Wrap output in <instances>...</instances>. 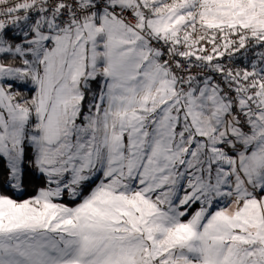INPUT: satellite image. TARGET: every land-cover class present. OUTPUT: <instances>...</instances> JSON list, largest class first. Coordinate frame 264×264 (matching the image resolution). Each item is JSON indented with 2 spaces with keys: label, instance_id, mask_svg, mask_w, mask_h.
Here are the masks:
<instances>
[{
  "label": "snow or ice",
  "instance_id": "obj_1",
  "mask_svg": "<svg viewBox=\"0 0 264 264\" xmlns=\"http://www.w3.org/2000/svg\"><path fill=\"white\" fill-rule=\"evenodd\" d=\"M26 166L0 264H264V0H0L4 187Z\"/></svg>",
  "mask_w": 264,
  "mask_h": 264
},
{
  "label": "trees",
  "instance_id": "obj_2",
  "mask_svg": "<svg viewBox=\"0 0 264 264\" xmlns=\"http://www.w3.org/2000/svg\"><path fill=\"white\" fill-rule=\"evenodd\" d=\"M45 186L44 178L29 168L25 169L23 180L24 193L21 196L16 195L11 189L4 187V181L0 180V191L5 192L7 195L17 200H25L34 197L37 194V190Z\"/></svg>",
  "mask_w": 264,
  "mask_h": 264
},
{
  "label": "rangeland",
  "instance_id": "obj_3",
  "mask_svg": "<svg viewBox=\"0 0 264 264\" xmlns=\"http://www.w3.org/2000/svg\"><path fill=\"white\" fill-rule=\"evenodd\" d=\"M241 52H243V50H241ZM236 57H238L240 60H236L235 66L236 67H244L248 63V60L252 59V54L248 55V53H247V59L244 56H242L241 53H236ZM226 59H227V57H225V61H226ZM12 83H13V88H12L13 91H19L22 94H25L26 96H28L29 98L33 95V89L31 88L30 83H28V84L16 83V82H12ZM26 168H29V167L26 166ZM29 169L35 171L34 168H29ZM12 191L16 195L21 196L24 193V188H23V191L20 192V193H17L15 190H12ZM86 192H87V190H86ZM63 202L66 203V204L72 205V206H74L75 203H76V201L71 200L67 196L64 197V201Z\"/></svg>",
  "mask_w": 264,
  "mask_h": 264
},
{
  "label": "built area",
  "instance_id": "obj_4",
  "mask_svg": "<svg viewBox=\"0 0 264 264\" xmlns=\"http://www.w3.org/2000/svg\"><path fill=\"white\" fill-rule=\"evenodd\" d=\"M248 55H251V52H249ZM236 60H240V59H239L238 57H236V58L234 59V62H233L234 66H235V62H236ZM225 62H227V59H226Z\"/></svg>",
  "mask_w": 264,
  "mask_h": 264
},
{
  "label": "crops",
  "instance_id": "obj_5",
  "mask_svg": "<svg viewBox=\"0 0 264 264\" xmlns=\"http://www.w3.org/2000/svg\"><path fill=\"white\" fill-rule=\"evenodd\" d=\"M96 87H97V85L96 84H93V89L94 90L96 89ZM85 111H87V108H85ZM194 210H195V206H194Z\"/></svg>",
  "mask_w": 264,
  "mask_h": 264
}]
</instances>
